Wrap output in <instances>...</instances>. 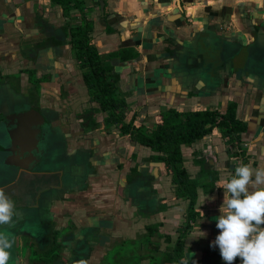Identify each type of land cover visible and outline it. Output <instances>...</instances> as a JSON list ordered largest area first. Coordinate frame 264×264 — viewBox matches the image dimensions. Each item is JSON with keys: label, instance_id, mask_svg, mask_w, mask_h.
Here are the masks:
<instances>
[{"label": "crops", "instance_id": "crops-1", "mask_svg": "<svg viewBox=\"0 0 264 264\" xmlns=\"http://www.w3.org/2000/svg\"><path fill=\"white\" fill-rule=\"evenodd\" d=\"M85 19L92 22L90 42L100 54L123 48L135 53L124 61L117 55L112 61L119 74V94L127 103L126 123L144 124L149 130L170 108L224 110L235 103L237 118L246 124L240 140L230 147L235 154L229 152L218 127L181 146L182 165L198 182L194 205L198 216L185 237V257L194 254L189 264H226L219 247L212 246L220 231L216 218L224 200V189L215 183L230 178L240 163L264 167V78L238 70V64L244 63V47L232 59V70H206L190 61L200 52V42L212 45L219 39L233 44L261 39L257 50L262 53L264 0H83L80 8L67 14L51 0H0L1 73L21 72L25 86V70L35 71L41 82L40 108L55 112L50 122L60 130L54 136L64 144V153L72 156L68 170L49 167L50 162L36 168L34 177L18 170L21 173L6 195L22 210L17 222L39 227L36 236L25 242L42 243L39 236L48 230L55 244L67 240L74 245L87 239L91 245L86 249L87 264L105 262L115 245L120 252L128 249L138 255L139 264H151L152 258H162L172 248L177 227L185 221L188 199L175 196L171 173L155 159L159 153L133 142L117 125L107 124V111L90 100L66 34V26ZM32 40L44 44L31 59L22 50ZM208 50L214 55L213 64H221L216 52L210 46ZM257 66L264 72L263 66ZM136 169L150 178L145 184L139 175L143 185L135 192L146 194L150 208L156 209L153 213L138 212L141 200L135 203L127 191ZM150 225L155 227L152 233L147 230ZM25 251L21 264L30 259V249ZM233 264L242 261L237 257Z\"/></svg>", "mask_w": 264, "mask_h": 264}, {"label": "trees", "instance_id": "trees-1", "mask_svg": "<svg viewBox=\"0 0 264 264\" xmlns=\"http://www.w3.org/2000/svg\"><path fill=\"white\" fill-rule=\"evenodd\" d=\"M52 3L61 5L63 12L68 13L71 8H80L83 0H51ZM70 39V45L73 51V57L79 64L83 82L87 88L90 100L99 104L100 111H107L105 122L115 124L119 127L122 134H129L133 142L148 146L151 150L158 152L155 159L164 163L166 169L171 173V183L174 185V193L177 198L185 197L188 199V207L186 210L185 221L177 227V238L172 248L165 252L162 258H152L151 264H178L181 257H185V237L192 227V223L198 216L194 210L197 200L198 182L195 178H191L186 169L182 165L181 146L190 145L197 139L202 138L209 133L213 127H218L223 137L230 147H234L240 140L241 133L246 129V124L239 120L236 116L235 103L230 102L224 110H190L178 111L174 108L167 109L158 115V121L153 124L149 130L144 129V124L135 126L132 121L125 122V111L127 103L119 94L118 81L119 74L115 71L112 61L117 55L121 60L132 58L135 53L130 48L120 49L118 52L102 55L97 51L96 46L90 42V32L92 31V22L84 20L82 24L74 27H67ZM127 54V55H125ZM236 152H231L235 154ZM137 172L129 184L135 186L134 192L140 188L141 180ZM209 173V172H208ZM211 181L214 183L213 173L210 172ZM145 184H149V177L144 176ZM138 212L149 211L153 213L156 209H152L149 201L137 203ZM146 215V213H143ZM155 227L147 226L149 233L154 231ZM76 247V248H75ZM78 252L80 249H91V245L87 239L82 243L75 245ZM88 250V252H89ZM87 253V256L89 253ZM121 253V254H120ZM57 254H53L55 259ZM114 259H121L122 264L132 261L131 264H139L140 257L131 255L128 249L123 252L113 254ZM161 259V260H160ZM205 260V263L206 260ZM119 261V260H117ZM190 263V261H189ZM129 264V263H128Z\"/></svg>", "mask_w": 264, "mask_h": 264}, {"label": "water", "instance_id": "water-1", "mask_svg": "<svg viewBox=\"0 0 264 264\" xmlns=\"http://www.w3.org/2000/svg\"><path fill=\"white\" fill-rule=\"evenodd\" d=\"M260 41L261 39H255L253 42L246 44H234L237 46L236 49L233 47L232 42L223 39H219L212 45L209 41L200 42V52L198 51L196 57L189 61L191 63L194 61L192 66L196 67V63H199L206 70L216 71L221 68L232 70V59L238 57L241 47H244L246 49L244 63L242 65L238 64V70L248 71L253 76L264 78V72L261 71V68L258 70L257 66L258 64L264 67V47L262 48V53L257 50ZM209 46L216 52V58L221 64H213L212 57L214 55L212 51L208 50ZM227 52H229L228 57L225 54ZM2 99H4V104L2 103L4 106H0V113H3L5 117L0 119V150L3 155H6L3 164L8 166V171L11 168H21L26 171H31L38 167L43 169L45 162L55 164L56 159L61 154H64L65 149L64 144L54 136L56 131L60 129L50 122V120L54 119L55 112L50 111L48 108H41L40 111L33 109L28 102L27 96L15 92L7 84L0 83V100ZM56 146L60 147L61 151L57 150L55 155L54 152L56 150L54 151L53 147ZM55 166L59 167V165ZM126 188L129 195L133 199L135 198V203L140 200L143 202L147 201L144 197L146 194L140 195V191L138 192L139 196H136V190L132 191V189H135L134 185L127 183Z\"/></svg>", "mask_w": 264, "mask_h": 264}, {"label": "clouds", "instance_id": "clouds-1", "mask_svg": "<svg viewBox=\"0 0 264 264\" xmlns=\"http://www.w3.org/2000/svg\"><path fill=\"white\" fill-rule=\"evenodd\" d=\"M215 186L224 189V200L216 218L220 231L212 246L219 247L226 264H233L237 257L242 264H264V167L240 163L230 178L217 180ZM15 215V202L0 188V226L14 225ZM14 243L11 232L0 231V264L12 260ZM193 255L181 257L178 264H189Z\"/></svg>", "mask_w": 264, "mask_h": 264}, {"label": "flooded vegetation", "instance_id": "flooded-vegetation-1", "mask_svg": "<svg viewBox=\"0 0 264 264\" xmlns=\"http://www.w3.org/2000/svg\"><path fill=\"white\" fill-rule=\"evenodd\" d=\"M39 41L40 40H38V42ZM38 42H35L33 40L27 42L26 43L27 46L25 45L26 48L22 50L24 56L29 57L31 59L32 57L36 56L39 51L37 49H40V47L44 44L42 42L41 43H38ZM25 71H26L25 75H26V82H27L25 86H22L21 84V75H20L21 72L15 73L18 76H15V74L3 75L0 70V83L5 84V85L8 84L10 88H12L15 92L22 93L25 96H27L30 106L33 109L40 111L41 108H40V92H39L40 87L39 85L41 82L36 80L35 71L33 69L27 68ZM41 77L43 78L44 76H41ZM3 102H4V99L0 100V106H4L2 105ZM4 117L5 115H3V113H0V119H3ZM5 156L6 155H3L0 150V166L3 165L2 167L5 168V171H2V172H4L3 175L6 176V180L2 184H0V188H3L6 193L11 188V184L18 179L19 177L18 172L21 173L18 170H21V168H11L14 170L8 171L7 169L8 166H4L5 164H3L5 160ZM51 165L55 166L54 164H49L48 166L52 167ZM14 172L16 174H13ZM25 172L30 173L32 177H34V175L38 173L36 168L34 170L25 171ZM12 179L14 180L12 181ZM20 210L21 209H18V208L16 209V215L13 218L14 225L0 226V231L7 230L11 232L12 235L14 236L15 243L13 245V248L11 249L12 257H15L16 260L19 261V263L22 260L21 259L22 256L25 255L24 249L26 250V247H27L30 249V252H29L30 259H29L28 264H87L88 256L86 253V249H84L83 251L82 249H80V251L78 252L75 249L76 248L75 244L68 245L67 243H63V241H61V243L55 244L53 242V235L49 234L50 231L48 230L46 231L43 230V232H41V235L39 236V239L42 240V243L38 242V243L27 245V242L25 241H27L28 239L30 240V238L36 236L34 231L39 227L36 228L35 224H31L32 226H30L28 225L29 222H26V221L17 222L18 219L16 217L22 214L21 213L22 210L21 211ZM19 239L21 241H19ZM39 244L44 245L46 249L41 250L40 252L36 251L37 245L39 246ZM53 254H57L55 259H53Z\"/></svg>", "mask_w": 264, "mask_h": 264}, {"label": "rangeland", "instance_id": "rangeland-1", "mask_svg": "<svg viewBox=\"0 0 264 264\" xmlns=\"http://www.w3.org/2000/svg\"><path fill=\"white\" fill-rule=\"evenodd\" d=\"M234 46V44H233ZM235 47V46H234ZM228 57V54L229 52L225 53ZM205 76H208V74L206 75V73H204ZM15 76H18L17 74H15ZM55 131V130H54ZM57 133V131H56ZM53 150H60L61 151V148L56 146V147H53ZM63 152V151H62ZM71 159H72V156L71 155H66L65 153L64 154H61L57 159H56V163L54 165H59V166H64V169L65 170H68V166H69V162H71ZM56 167V166H55ZM2 171H5V169H3V167H0V184H2L5 180H6V176L3 175L4 172ZM32 226V225H30ZM29 226V227H30ZM41 232V231H40ZM46 235V234H45ZM77 238V236L75 237ZM68 239V238H66ZM63 243H67L68 244V241L67 240H62ZM76 245V244H75ZM20 246V245H19ZM46 249L44 245H41L39 244V246L37 245V249L36 251H41V250H44ZM115 249H116V252H120V246L118 245H115L111 250H109L107 252L108 256H106L104 259H105V262L102 261V263L100 264H122V261L121 259H114L113 258V254L115 253ZM24 252L25 249H24ZM24 254V253H23ZM121 254V253H120ZM119 260V261H117ZM17 262V263H16ZM132 261H129L128 263L131 264ZM128 263H125V264H128ZM9 264H20L19 261L16 260L15 257H12V260L9 262ZM137 264V263H136Z\"/></svg>", "mask_w": 264, "mask_h": 264}]
</instances>
